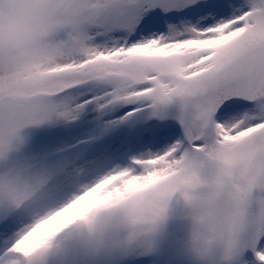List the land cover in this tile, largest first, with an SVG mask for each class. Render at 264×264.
<instances>
[{
    "label": "snow or ice",
    "instance_id": "1",
    "mask_svg": "<svg viewBox=\"0 0 264 264\" xmlns=\"http://www.w3.org/2000/svg\"><path fill=\"white\" fill-rule=\"evenodd\" d=\"M32 8L60 52L0 69V264H264V0Z\"/></svg>",
    "mask_w": 264,
    "mask_h": 264
},
{
    "label": "clouds",
    "instance_id": "2",
    "mask_svg": "<svg viewBox=\"0 0 264 264\" xmlns=\"http://www.w3.org/2000/svg\"><path fill=\"white\" fill-rule=\"evenodd\" d=\"M34 0H0V69H39L59 55L55 30L43 24L32 8Z\"/></svg>",
    "mask_w": 264,
    "mask_h": 264
},
{
    "label": "rangeland",
    "instance_id": "3",
    "mask_svg": "<svg viewBox=\"0 0 264 264\" xmlns=\"http://www.w3.org/2000/svg\"><path fill=\"white\" fill-rule=\"evenodd\" d=\"M170 211L172 214L173 219H177L181 216L183 212V205L182 202L173 201L170 206Z\"/></svg>",
    "mask_w": 264,
    "mask_h": 264
}]
</instances>
